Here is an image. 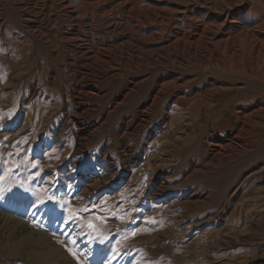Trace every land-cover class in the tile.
I'll return each instance as SVG.
<instances>
[{
  "label": "rangeland",
  "instance_id": "374dc122",
  "mask_svg": "<svg viewBox=\"0 0 264 264\" xmlns=\"http://www.w3.org/2000/svg\"><path fill=\"white\" fill-rule=\"evenodd\" d=\"M0 264H264V0H0Z\"/></svg>",
  "mask_w": 264,
  "mask_h": 264
},
{
  "label": "bare ground",
  "instance_id": "6f19581e",
  "mask_svg": "<svg viewBox=\"0 0 264 264\" xmlns=\"http://www.w3.org/2000/svg\"><path fill=\"white\" fill-rule=\"evenodd\" d=\"M132 11V10H131ZM43 29V28H42ZM185 33V32H184ZM220 36V35H219ZM197 37V36H196ZM201 40V39H200ZM228 40V39H227ZM180 41V40H179ZM188 43V42H187ZM200 43H203V41L201 42L200 41ZM220 43V42H219ZM175 44H177V42L175 43ZM193 44V43H192ZM123 45V44H122ZM179 45V44H178ZM187 45V44H186ZM119 46V45H118ZM121 46V45H120ZM204 46V45H203ZM117 47V46H116ZM126 47V46H125ZM188 47H189V45H188ZM259 47H261V44H259ZM263 47V46H262ZM123 48V47H122ZM102 49V48H101ZM119 49V48H118ZM88 50V49H87ZM142 50V49H141ZM79 51H81V50H79ZM105 51V50H104ZM103 51V52H104ZM113 51V50H112ZM171 51V50H170ZM189 51H192V50H190L189 49ZM196 51V50H195ZM85 52V51H84ZM84 52H82V54L84 53ZM102 52V53H103ZM107 52V51H106ZM146 52V51H145ZM149 52H150V50H149ZM155 52V51H154ZM188 52V51H187ZM186 52V53H187ZM100 53V52H99ZM108 53V52H107ZM114 53V52H113ZM117 53V52H116ZM141 53V52H140ZM150 54V53H149ZM157 54V53H156ZM183 54V53H182ZM197 54V53H196ZM109 55V54H108ZM113 55V54H112ZM174 55V54H173ZM185 55V54H184ZM191 55H193V54H191ZM87 56V55H86ZM97 56V55H96ZM145 56H147V55H145ZM182 56V55H181ZM187 56H189V55H187ZM203 56V55H202ZM123 57V56H122ZM149 57V56H148ZM207 57V56H206ZM209 57V56H208ZM91 58V57H90ZM89 58V59H90ZM101 58V57H100ZM105 58V57H104ZM136 58H137V56H136ZM143 58V57H142ZM157 58V57H156ZM88 58H87V60H89ZM108 59V58H107ZM112 59V58H111ZM141 59V58H140ZM143 59H145L146 60V57L145 58H143ZM153 59V58H152ZM181 59V58H180ZM86 60V59H85ZM86 60V61H87ZM101 60H103V58L101 59ZM197 60V59H196ZM199 60V59H198ZM211 60V59H210ZM207 62H208V60H206ZM98 62H99V59H98ZM107 62V61H106ZM97 63V62H96ZM121 63V62H120ZM147 63H148V61H147ZM100 64V63H99ZM122 64H124V63H122ZM86 65V64H85ZM103 65V64H102ZM90 67V66H89ZM102 68V67H101ZM223 70V69H222ZM80 72H82V71H80ZM215 75V74H214ZM217 75V74H216ZM218 75H219V73H218ZM106 76V75H105ZM229 76V75H228ZM227 77V76H226ZM105 78V77H104ZM232 78V77H231ZM234 78V77H233ZM87 79V78H86ZM103 79V78H102ZM237 80H238V78H237ZM250 80H252V81H254V79L250 76ZM250 80H248V81H250ZM83 82V81H82ZM257 82V81H256ZM135 83V82H134ZM88 84V83H87ZM182 84H184V83H182ZM134 85V84H133ZM263 85V84H262ZM184 86V85H183ZM82 87V86H81ZM96 87V86H95ZM163 89V88H162ZM162 89H161V91L159 90L157 93H156V95L155 96H153V102H155V100H162L163 98H172L173 96H171L172 94H171V92H170V94H167V93H164L163 91H162ZM172 89V88H171ZM130 90V89H129ZM158 90V89H157ZM129 92V91H128ZM131 92V91H130ZM166 92H167V89H166ZM154 93V94H155ZM78 94H81V93H78ZM129 94V93H128ZM174 94V93H173ZM150 96V95H149ZM176 96V95H175ZM76 97V96H75ZM96 97V96H95ZM123 97V96H122ZM181 100H182V98H181ZM184 100V99H183ZM152 101V100H151ZM159 102V101H158ZM180 102V101H179ZM80 103H82V102H80ZM182 103V102H181ZM185 103H187V102H185ZM156 104V103H155ZM177 104H179V103H177ZM185 106V105H184ZM154 107V106H153ZM262 107L263 106H260L259 108H257L259 111H261L262 110ZM149 109H151V108H149ZM258 110H256V109H253V111H251L249 114H242L241 113V124L242 123H245V119L246 118H250V117H252V116H254L255 114H257L258 113ZM151 111V110H150ZM146 114H147V112L146 111H142L141 112V115H140V117H139V114H137L138 115V117L139 118H141V120L142 121H144L145 120V118H146ZM148 115V114H147ZM141 122V121H140ZM147 122V121H146ZM246 126V125H245ZM242 129H244V128H242ZM240 131V130H239ZM236 137H238V136H236ZM232 142V141H231ZM222 145V144H221ZM225 145V144H224ZM218 147L219 148H222L223 146H220V145H218ZM224 150V149H223ZM71 184V183H70ZM70 187H71V185H70ZM70 187H68V188H70ZM159 187V186H158ZM71 189V188H70ZM161 189V188H160ZM86 190H87V188H86ZM70 191H72V189L70 190ZM83 191H84V189H83ZM81 192V191H80ZM79 192V193H80ZM84 193V192H83ZM91 193V192H90ZM89 193V194H90ZM83 198H84V196H83ZM76 237V236H75ZM86 242V241H85ZM90 250V249H89ZM122 254V253H121ZM86 257V256H85Z\"/></svg>",
  "mask_w": 264,
  "mask_h": 264
}]
</instances>
